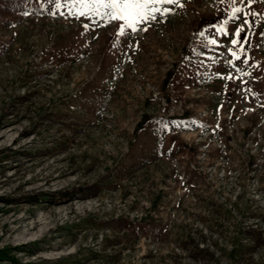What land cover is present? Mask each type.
Returning a JSON list of instances; mask_svg holds the SVG:
<instances>
[{
  "label": "rangeland",
  "instance_id": "374dc122",
  "mask_svg": "<svg viewBox=\"0 0 264 264\" xmlns=\"http://www.w3.org/2000/svg\"><path fill=\"white\" fill-rule=\"evenodd\" d=\"M181 3L155 18L68 0L0 14V248L28 244L22 262L264 264V0ZM109 11L145 18L133 31Z\"/></svg>",
  "mask_w": 264,
  "mask_h": 264
},
{
  "label": "trees",
  "instance_id": "16d2710c",
  "mask_svg": "<svg viewBox=\"0 0 264 264\" xmlns=\"http://www.w3.org/2000/svg\"><path fill=\"white\" fill-rule=\"evenodd\" d=\"M28 0H0V14L5 13H17L25 9L26 2ZM100 192V187L97 185H85L77 188L72 187L71 189H60L53 190L49 192H40L41 195H45L47 198L43 200L40 197L29 200L30 203H48L57 204L63 201H70L80 196H94ZM29 246L28 244H23L20 246H4L0 248V264L6 262L10 264H58L54 261L41 260L37 262H22L17 256L15 251L18 249H25ZM38 249V248H36ZM32 251V250H30Z\"/></svg>",
  "mask_w": 264,
  "mask_h": 264
},
{
  "label": "snow or ice",
  "instance_id": "6c2138e0",
  "mask_svg": "<svg viewBox=\"0 0 264 264\" xmlns=\"http://www.w3.org/2000/svg\"><path fill=\"white\" fill-rule=\"evenodd\" d=\"M51 3L52 0H49ZM221 2H224V0H221ZM249 2L254 3L255 0H249ZM68 3L70 5H103L104 7L108 9H116L117 6H121L125 10L127 9H148L152 13V18H155V13L159 12L161 16H164L172 11L171 8L166 7L169 5L172 6H179L183 7V4L181 3V0H68ZM159 6V7H158ZM57 7H60V0H57ZM239 9H235L234 12H239ZM25 15L28 13L25 12ZM109 17V19L119 20V19H125L127 26L132 28L133 31L136 30V23L142 22L145 18V16L139 12V11H132L129 13L128 17H125L123 12L120 15H116L113 11H109L106 13ZM82 15H87V13H82ZM233 18L234 14H233ZM87 27V25L85 26ZM143 31H146L147 29H141ZM123 30L121 31V35H123ZM236 36L240 35V29H237V32L235 34ZM238 41L233 40V44H236ZM240 43H243V41H239ZM211 43H216L215 40H212ZM232 55H236V53H232ZM231 77H226V79H230Z\"/></svg>",
  "mask_w": 264,
  "mask_h": 264
},
{
  "label": "bare ground",
  "instance_id": "6f19581e",
  "mask_svg": "<svg viewBox=\"0 0 264 264\" xmlns=\"http://www.w3.org/2000/svg\"><path fill=\"white\" fill-rule=\"evenodd\" d=\"M28 239H29V238H28ZM25 240H27V238H25V239H22V240H20V241H23V242H24Z\"/></svg>",
  "mask_w": 264,
  "mask_h": 264
}]
</instances>
